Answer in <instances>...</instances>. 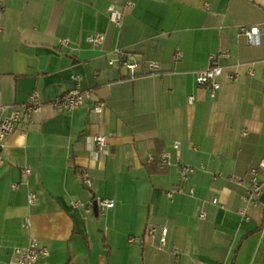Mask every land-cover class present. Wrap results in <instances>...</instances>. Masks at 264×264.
Instances as JSON below:
<instances>
[{"label":"crops","instance_id":"obj_1","mask_svg":"<svg viewBox=\"0 0 264 264\" xmlns=\"http://www.w3.org/2000/svg\"><path fill=\"white\" fill-rule=\"evenodd\" d=\"M241 25L260 28L252 43ZM92 32L104 41L88 42ZM118 50L158 61L160 73L128 79ZM222 51L219 63L237 77L220 76L212 96L195 73ZM76 84L92 100L54 111L50 102ZM32 91L43 106L5 138L0 264L31 239L49 251L34 264H264V193L248 205L246 182L231 179L264 159V0H0V103H22ZM94 101L101 112L90 110ZM93 134L106 136V154L95 157ZM162 152L169 163L159 169ZM179 164L196 167L186 181ZM98 197L115 205L87 212Z\"/></svg>","mask_w":264,"mask_h":264},{"label":"built area","instance_id":"obj_2","mask_svg":"<svg viewBox=\"0 0 264 264\" xmlns=\"http://www.w3.org/2000/svg\"><path fill=\"white\" fill-rule=\"evenodd\" d=\"M131 6V3H128ZM109 20L115 25L121 24L122 14L114 6L110 5L107 8ZM239 31L244 35L248 43H252L256 36L260 34V28L255 25H241ZM86 40L93 45H99L104 41V34L102 32H92L86 35ZM67 38L59 40L61 45H66ZM119 59L118 63L128 71V79H135L141 76L157 75L160 73V63L158 61H146L144 63L134 59L133 56L123 50L117 51ZM220 56H227V51H222L218 54H210L208 57V65L202 70H198L195 73V82L198 86H205L210 90V94L213 96L217 89L220 87L218 78L224 75L227 79L234 81L237 74L233 71L225 70V67L218 61ZM180 57V51L176 50L173 54V59L177 60ZM110 64H113V60H109ZM144 66L143 71H138ZM251 74V69L247 71ZM191 97L189 96V100ZM87 100H92V94L89 90L81 88L78 84L69 90L56 96L50 105L56 112L70 111L78 106L83 105ZM43 106V102L40 99L39 94L36 91L30 92L26 100L19 104H4L0 103V166L3 163V149L5 146V138L16 128L21 120H24L27 124L33 122V115L38 112ZM102 102L94 101L90 108L91 111L99 113L102 110ZM89 141L95 146V157L99 154L107 153V138L103 134H93L89 137ZM173 147L178 148V142H174ZM147 160L150 162L153 160L152 155H148ZM169 163V154L162 152L158 158V167L163 169ZM201 169L203 166H199ZM196 167L188 164H179L178 175L179 180L186 181L190 175L195 171ZM21 172L23 174H29L31 172L29 167H23ZM232 181L238 185H243L246 182L245 192L242 194V199L246 204L251 206H257L262 193H264V159H261L258 164L248 170L245 178L241 176H232ZM80 182L90 188L92 183L89 175L86 171L79 172ZM12 188H16V184H12ZM180 191L178 186L173 187L167 192L169 197L174 192ZM188 194L193 193L192 187H188ZM29 201L36 203L37 198L33 192H29ZM96 202L97 212L104 214L107 210L111 209L115 202L111 198L98 197L94 200ZM74 205H78V202H72ZM212 203H217L216 199H212ZM93 208V202H89L85 205V210L91 212ZM240 213H244L243 208H239ZM206 216L204 211H199L198 218L204 219ZM156 231V227L148 225L145 229V236H151ZM167 232L166 227H161L159 244L164 245L165 235ZM129 242H133L134 238H129ZM17 257L10 262V264H34L38 255L46 256L49 251L45 247H39L34 239H31L28 246L25 248H16L14 251ZM220 264V263H218Z\"/></svg>","mask_w":264,"mask_h":264},{"label":"water","instance_id":"obj_3","mask_svg":"<svg viewBox=\"0 0 264 264\" xmlns=\"http://www.w3.org/2000/svg\"><path fill=\"white\" fill-rule=\"evenodd\" d=\"M93 211H94V213L97 214V207H96V202L95 201L93 202Z\"/></svg>","mask_w":264,"mask_h":264},{"label":"trees","instance_id":"obj_4","mask_svg":"<svg viewBox=\"0 0 264 264\" xmlns=\"http://www.w3.org/2000/svg\"><path fill=\"white\" fill-rule=\"evenodd\" d=\"M156 165V163H154Z\"/></svg>","mask_w":264,"mask_h":264}]
</instances>
